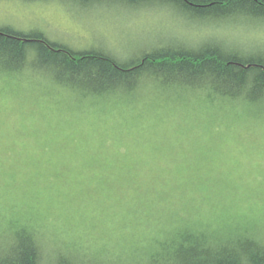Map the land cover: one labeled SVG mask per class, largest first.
<instances>
[{"label": "rangeland", "instance_id": "1", "mask_svg": "<svg viewBox=\"0 0 264 264\" xmlns=\"http://www.w3.org/2000/svg\"><path fill=\"white\" fill-rule=\"evenodd\" d=\"M148 11L139 10L125 21L133 27L124 36L104 23L107 16L103 13H85L81 6L72 3L0 0V25L41 30L50 39L78 49L109 46L120 58L128 57H124L125 52L147 47L169 34L179 33L195 41L218 37L225 39L221 41L226 44L239 45L234 38L241 33L259 36L264 30V23L255 26L240 19L220 28L204 27L189 24L166 8L153 7ZM161 14L169 21L166 27L159 32L147 31ZM257 47L259 44L254 48ZM0 93L4 101L0 106L4 117L0 135V231L17 220L39 223L50 227V231H44L49 235L48 243L56 236L64 248H92L100 253L95 255L108 260L129 259L125 250L137 246L140 239L149 246L154 237H167V232L184 227L181 224L187 220L199 221L205 230L222 233L253 224L262 227L259 232L264 236V132L260 130L264 126L252 127L257 132L249 135L240 130L231 141L210 139L202 128L193 126L192 119L180 121L175 116V104L158 111L147 105L119 106L120 109L96 116L99 109L92 100L60 92L50 82L33 77L13 83L0 80ZM185 106L189 112L190 107L198 108L194 102ZM203 108L208 115L203 117L209 119L211 109ZM180 126L194 130L183 137L175 131ZM234 127H239V123ZM196 134L213 146L202 141L197 145ZM156 144L162 148L160 152L154 149ZM197 147L203 153L192 149ZM192 163H199L196 166L203 169H191ZM108 173H140L148 182L161 176L169 178L167 175L171 174L173 178L210 177L221 183L217 194L222 197L207 203L203 200L205 195L198 196L180 211L179 217L176 209L159 211L150 214V223H146L145 215L122 227L119 223L130 217L131 203L124 200L122 208H114L97 202L104 193L121 187ZM82 176H102L104 181L94 184L88 190L90 194L77 195L75 177L82 180ZM138 185L125 183L130 194H138L136 201L140 205L146 199L140 198ZM128 190L120 192L128 196ZM88 195L92 198H86ZM178 218L181 219L173 221ZM96 220L99 222L94 223ZM143 229L145 232L139 231Z\"/></svg>", "mask_w": 264, "mask_h": 264}, {"label": "trees", "instance_id": "2", "mask_svg": "<svg viewBox=\"0 0 264 264\" xmlns=\"http://www.w3.org/2000/svg\"><path fill=\"white\" fill-rule=\"evenodd\" d=\"M57 1L80 6V0ZM153 7L174 11L189 24L204 27L220 28L237 19L255 26L264 23V0H152L150 6L142 5L140 10L149 12ZM185 37L179 33L169 34L161 41L136 48L130 56L120 58L111 50L105 52L98 50L99 47L78 49L57 42L41 30L26 31L0 25V80L8 83L32 77L46 80L60 92L92 100L99 109L98 114H94L96 116L120 109L119 106L147 105L158 111L163 109L160 107L175 104L178 108L175 116L180 121L192 119L193 126L202 128L210 139L233 141L240 130L247 135L257 132L252 127L264 126V49L244 50L239 45L226 44L221 41L225 39L218 37H201L198 41ZM193 102L198 108L190 107L189 112L185 105ZM203 107L211 109L209 119L203 117L208 116ZM237 123L239 127H234ZM191 129L180 126L175 131L186 137L184 133H190ZM260 130L264 132L263 127ZM196 135L197 145L200 141L210 143L199 139L201 134ZM158 146L156 144L154 149L160 152L162 148ZM199 148L192 149L198 154L203 153ZM190 165L191 169H203L193 163ZM107 175L116 178L121 187L104 193L97 202L114 208H122L124 200L130 202V217L119 223L122 227L130 225L133 218L145 215L148 217L146 223H150V214L159 211L168 213L176 209V217H179L194 199L204 195L203 200L207 203L217 196L222 197L221 193L217 194L221 183L210 177L209 180L202 177L173 178L171 174L167 175L169 178L161 176V179L148 182L140 173L134 176L126 173ZM92 177L82 176V180L75 177L77 195L90 194L88 190L94 184L104 181L102 176ZM125 183H138L140 198L144 197L146 201L139 205L136 201L138 194H130ZM122 189L128 190V196L122 195ZM90 196L86 198H92ZM181 225L184 227L167 232V237L157 238L155 235L149 246L140 239L137 246L125 250L127 260H108L95 255L100 253L93 252L92 248H80L82 251L64 248L56 236L48 243L46 236L49 235L44 231H50V227L17 220L0 231L9 242L7 250L0 256V264H264V236L259 232L262 227L250 224L222 233L205 230L199 221L187 220ZM139 231L145 232L144 229Z\"/></svg>", "mask_w": 264, "mask_h": 264}, {"label": "snow or ice", "instance_id": "3", "mask_svg": "<svg viewBox=\"0 0 264 264\" xmlns=\"http://www.w3.org/2000/svg\"><path fill=\"white\" fill-rule=\"evenodd\" d=\"M151 3L152 0H80V6L85 13H103L107 16V19H104V23L111 24L113 28L121 31L124 36H128L129 33L127 29L133 27L131 23H126L125 21L128 18L135 17L142 5L147 7L150 6ZM168 23L167 17L161 14L159 19L151 22L147 31L159 32L161 29H164ZM234 39L243 48L251 49L259 44V46L264 49V30L260 32L259 36L241 33ZM3 103V95L0 93V106H2ZM3 119V111L2 107H0V135H2ZM8 246L9 242L6 241L2 233H0V256L7 250Z\"/></svg>", "mask_w": 264, "mask_h": 264}, {"label": "bare ground", "instance_id": "4", "mask_svg": "<svg viewBox=\"0 0 264 264\" xmlns=\"http://www.w3.org/2000/svg\"><path fill=\"white\" fill-rule=\"evenodd\" d=\"M66 1H68V2H72L71 0H66ZM65 4H67V3H65ZM98 50H102V51H105V52L108 51V50H111L112 53L115 54L114 49L111 48V47H109V46H100ZM115 55H116V54H115ZM124 55H125V56H130L131 53L128 51V52H125ZM116 56H117V55H116Z\"/></svg>", "mask_w": 264, "mask_h": 264}]
</instances>
